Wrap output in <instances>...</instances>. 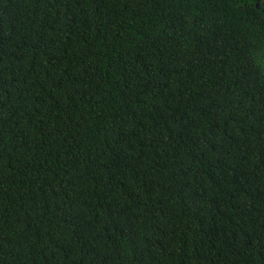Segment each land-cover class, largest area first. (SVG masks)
I'll list each match as a JSON object with an SVG mask.
<instances>
[{
  "label": "trees",
  "instance_id": "obj_1",
  "mask_svg": "<svg viewBox=\"0 0 264 264\" xmlns=\"http://www.w3.org/2000/svg\"><path fill=\"white\" fill-rule=\"evenodd\" d=\"M0 264H264V0H0Z\"/></svg>",
  "mask_w": 264,
  "mask_h": 264
}]
</instances>
